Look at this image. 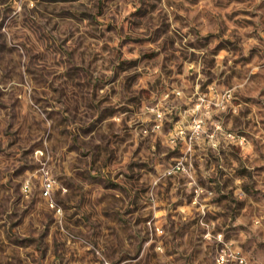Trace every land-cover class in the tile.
<instances>
[{
  "label": "rangeland",
  "instance_id": "374dc122",
  "mask_svg": "<svg viewBox=\"0 0 264 264\" xmlns=\"http://www.w3.org/2000/svg\"><path fill=\"white\" fill-rule=\"evenodd\" d=\"M0 264H264V0H0Z\"/></svg>",
  "mask_w": 264,
  "mask_h": 264
},
{
  "label": "built area",
  "instance_id": "2783aa9c",
  "mask_svg": "<svg viewBox=\"0 0 264 264\" xmlns=\"http://www.w3.org/2000/svg\"><path fill=\"white\" fill-rule=\"evenodd\" d=\"M158 115H159V117H161V116H162V112H161V111H159V112H158Z\"/></svg>",
  "mask_w": 264,
  "mask_h": 264
}]
</instances>
